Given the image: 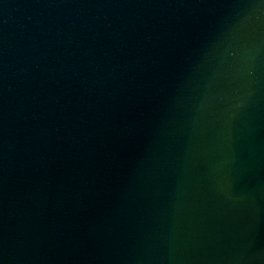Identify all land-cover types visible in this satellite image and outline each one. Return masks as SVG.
<instances>
[{"label":"water","instance_id":"95a60500","mask_svg":"<svg viewBox=\"0 0 264 264\" xmlns=\"http://www.w3.org/2000/svg\"><path fill=\"white\" fill-rule=\"evenodd\" d=\"M0 264H264V0H0Z\"/></svg>","mask_w":264,"mask_h":264}]
</instances>
